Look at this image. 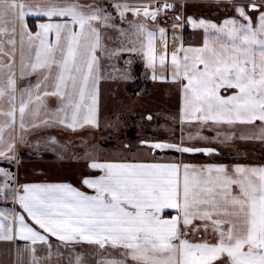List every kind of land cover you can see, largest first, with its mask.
<instances>
[{
  "label": "snow or ice",
  "instance_id": "obj_1",
  "mask_svg": "<svg viewBox=\"0 0 264 264\" xmlns=\"http://www.w3.org/2000/svg\"><path fill=\"white\" fill-rule=\"evenodd\" d=\"M187 6L0 0V242L11 264H85L78 245L98 249L97 264H264V164L155 160L157 151L214 157L217 144L264 142V0H209L229 13L218 21L185 16ZM168 20L201 31L202 42L174 36L170 50L159 26ZM124 56L143 60L152 80L179 85L180 142L143 140L154 158L139 162L85 149L78 158L92 171L80 183L91 194L70 183H21L13 170L23 167L21 148L38 154L57 144L42 130L98 127L103 60ZM184 126L197 132L185 136Z\"/></svg>",
  "mask_w": 264,
  "mask_h": 264
},
{
  "label": "rangeland",
  "instance_id": "obj_2",
  "mask_svg": "<svg viewBox=\"0 0 264 264\" xmlns=\"http://www.w3.org/2000/svg\"><path fill=\"white\" fill-rule=\"evenodd\" d=\"M129 59L132 61L131 64L126 63ZM139 64V59L135 57L124 56L119 60L105 58L102 69V102L104 108L109 106L111 113L104 116L99 130L96 132L61 133L60 135H56L55 132H46L42 137L57 139V144L50 150L41 149L38 154L24 151L23 167L18 169L19 176L35 180L68 178L72 181H78L80 174L85 172L86 167V159L78 157L85 154V149L88 151L87 147L90 145L98 148L97 156L99 158H122L126 156V152H136L140 149L148 150L141 145L143 140L179 143L181 126L178 121L172 118V114L163 112L174 107L173 97L167 100L169 103L162 104V101H165L164 94L160 89L151 87L150 82L142 78ZM124 71L130 74V80L121 77V73ZM109 81L111 82V92L114 95V99L110 103L107 99ZM128 86L133 91L131 94L127 91ZM148 116H151L152 119H147ZM234 131L238 135H248L252 130L237 128ZM196 132L197 129L194 126H184L183 128L185 136ZM204 134L214 135L213 132L209 131H205ZM214 146L217 147L221 155L214 157L197 155H202L206 157L203 160L209 161L233 160L235 163L248 161L264 164V142L258 139H236L227 144ZM79 148L84 149L82 154H77ZM148 152L150 151L148 150ZM156 153L164 152L157 151ZM178 155L193 158V156ZM74 158H76L77 163L73 161ZM197 160L199 159L196 158L194 161Z\"/></svg>",
  "mask_w": 264,
  "mask_h": 264
},
{
  "label": "crops",
  "instance_id": "obj_3",
  "mask_svg": "<svg viewBox=\"0 0 264 264\" xmlns=\"http://www.w3.org/2000/svg\"><path fill=\"white\" fill-rule=\"evenodd\" d=\"M111 2V0H109ZM181 4L187 3V8L184 10L183 14L185 16H193V17H201V18H211L213 21H218L220 19H223L226 15H229V13L226 12L225 8L221 7L219 10H215L213 8L208 7L209 0H179ZM213 3L216 2V0H212ZM170 15H174V13H170ZM29 23L33 24L37 22V18L35 17H29L28 18ZM172 20L169 24H164L162 21L160 22L159 26L167 28L168 31V44H169V49L172 50L174 49L178 43L180 42L179 40H174V36H179L183 42L187 44H192V45H198L202 42V33L201 31L198 30H193L190 27L186 26L183 29H172ZM139 59V58H138ZM140 64V74H142V78L144 80H147L150 82V86L154 87L155 89H160L162 94H164V99L165 101H162V104H167L169 103L167 100L171 99L173 97L174 99V107L169 110V111H163L164 113L167 114H172V118L178 121V112H179V107H180V89L178 84H172L170 81L165 82V81H159V80H152L151 75L152 73L150 70H148L145 65L143 60L139 59ZM110 81L108 82L107 86V99L110 103V101L114 99V95L111 92V86H110ZM144 84V83H143ZM99 97H98V106H97V120H98V127H86L84 129H80L77 132H71V131H65L61 130L58 128H49L42 130L39 133V136H43L46 132H55L56 135H60L61 133H80V132H85V131H90V132H96L99 130L100 124L104 119V116L108 115L111 113V110L109 106L104 108L103 102H102V79L99 83ZM171 92V94H170ZM110 95V96H109ZM173 95V96H172ZM189 127V126H186ZM58 142V140L56 139ZM33 144L36 143V139L33 138L32 140ZM88 151L91 152L94 156H96L100 160H113V161H152L153 160V154L151 152H148L146 149H140L136 152H130V153H125L126 156L122 158H99L98 155V148H95L93 146H88ZM91 149V150H90ZM21 151H27L31 152L26 148H21ZM84 152V149L79 148L77 150V154H82ZM133 153V154H132ZM77 157V156H76ZM81 157H84V154L81 155ZM196 160V158H191V157H186V156H179L177 153L176 155L174 153H169V152H164V153H156L155 154V160L159 162H171L173 160L180 161L182 160L184 163H189L192 165L200 166L208 163H213V164H226V165H233V164H258L255 162H248V161H240L239 163H235L233 160L232 161H209V160H203L201 158H198L199 160ZM75 163H77L76 158H74ZM88 161L86 160L85 165ZM4 166V165H0ZM14 171H18V179L21 183H70L73 186L80 188L81 190L88 191L89 194H91V190L84 189L83 186L81 185L80 181L82 176L87 175L90 173L92 170L88 169L85 167V172L83 174H80V178L78 181H72L70 179H46L43 178L42 180H35V179H25L21 178L19 176V170H16L15 168L13 169ZM9 207H15L14 205H9ZM78 253L79 255L82 256L83 260L85 261V264H97L98 261H100L103 257L101 253L99 252L98 249L94 248L93 246L90 245H78L77 246ZM67 255V253H66ZM75 255V254H73ZM13 259V255L10 252V247L7 243L5 242H0V264H11V260Z\"/></svg>",
  "mask_w": 264,
  "mask_h": 264
},
{
  "label": "trees",
  "instance_id": "obj_4",
  "mask_svg": "<svg viewBox=\"0 0 264 264\" xmlns=\"http://www.w3.org/2000/svg\"><path fill=\"white\" fill-rule=\"evenodd\" d=\"M127 91H128V93H130V94L133 92V91H131L130 86L127 87ZM169 153H174V152H169ZM174 154L176 155V153H174ZM193 158H201V159H205L206 157H203L202 155H201V156H200V155H194Z\"/></svg>",
  "mask_w": 264,
  "mask_h": 264
},
{
  "label": "built area",
  "instance_id": "obj_5",
  "mask_svg": "<svg viewBox=\"0 0 264 264\" xmlns=\"http://www.w3.org/2000/svg\"><path fill=\"white\" fill-rule=\"evenodd\" d=\"M163 22H165V21H163ZM166 23H170V20L166 21Z\"/></svg>",
  "mask_w": 264,
  "mask_h": 264
},
{
  "label": "bare ground",
  "instance_id": "obj_6",
  "mask_svg": "<svg viewBox=\"0 0 264 264\" xmlns=\"http://www.w3.org/2000/svg\"><path fill=\"white\" fill-rule=\"evenodd\" d=\"M132 143V142H131ZM129 150V149H128Z\"/></svg>",
  "mask_w": 264,
  "mask_h": 264
}]
</instances>
